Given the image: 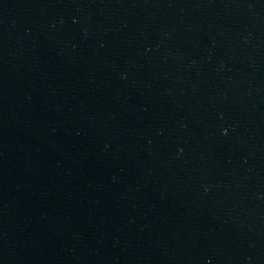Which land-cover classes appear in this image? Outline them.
Instances as JSON below:
<instances>
[{
	"label": "water",
	"instance_id": "water-1",
	"mask_svg": "<svg viewBox=\"0 0 264 264\" xmlns=\"http://www.w3.org/2000/svg\"><path fill=\"white\" fill-rule=\"evenodd\" d=\"M0 264H264V0H0Z\"/></svg>",
	"mask_w": 264,
	"mask_h": 264
}]
</instances>
